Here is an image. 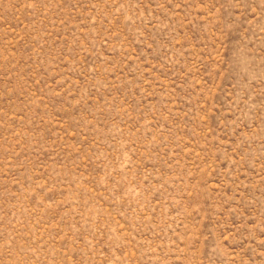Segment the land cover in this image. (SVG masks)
Wrapping results in <instances>:
<instances>
[{
    "label": "rangeland",
    "instance_id": "1",
    "mask_svg": "<svg viewBox=\"0 0 264 264\" xmlns=\"http://www.w3.org/2000/svg\"><path fill=\"white\" fill-rule=\"evenodd\" d=\"M0 264H264V0H0Z\"/></svg>",
    "mask_w": 264,
    "mask_h": 264
}]
</instances>
